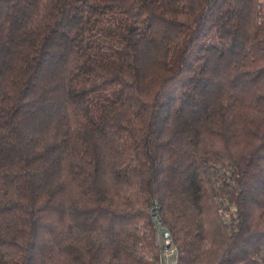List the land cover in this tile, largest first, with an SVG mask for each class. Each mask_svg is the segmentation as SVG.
I'll use <instances>...</instances> for the list:
<instances>
[{
  "label": "trees",
  "instance_id": "16d2710c",
  "mask_svg": "<svg viewBox=\"0 0 264 264\" xmlns=\"http://www.w3.org/2000/svg\"><path fill=\"white\" fill-rule=\"evenodd\" d=\"M159 228L264 264V0H0V264H160Z\"/></svg>",
  "mask_w": 264,
  "mask_h": 264
},
{
  "label": "rangeland",
  "instance_id": "374dc122",
  "mask_svg": "<svg viewBox=\"0 0 264 264\" xmlns=\"http://www.w3.org/2000/svg\"><path fill=\"white\" fill-rule=\"evenodd\" d=\"M99 78H95L93 81H77L74 83V90H80L88 92L91 98V114L94 119L98 118V110L102 103V97L99 95V92H94L92 90L94 84L99 82ZM112 86H105V88H101L99 91H102L104 95L112 96Z\"/></svg>",
  "mask_w": 264,
  "mask_h": 264
},
{
  "label": "built area",
  "instance_id": "2783aa9c",
  "mask_svg": "<svg viewBox=\"0 0 264 264\" xmlns=\"http://www.w3.org/2000/svg\"><path fill=\"white\" fill-rule=\"evenodd\" d=\"M156 223L157 225H159L158 220L156 221ZM157 240L159 242L160 247V264H177L175 259L176 250L173 244L171 243V237L169 232L167 230L159 228Z\"/></svg>",
  "mask_w": 264,
  "mask_h": 264
}]
</instances>
